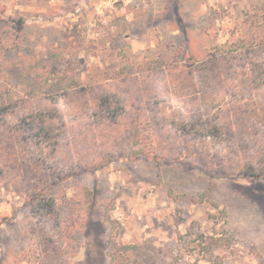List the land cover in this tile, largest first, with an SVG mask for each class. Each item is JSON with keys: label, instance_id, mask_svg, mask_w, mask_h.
<instances>
[{"label": "rangeland", "instance_id": "1", "mask_svg": "<svg viewBox=\"0 0 264 264\" xmlns=\"http://www.w3.org/2000/svg\"><path fill=\"white\" fill-rule=\"evenodd\" d=\"M0 109V264H264V0H0Z\"/></svg>", "mask_w": 264, "mask_h": 264}, {"label": "trees", "instance_id": "2", "mask_svg": "<svg viewBox=\"0 0 264 264\" xmlns=\"http://www.w3.org/2000/svg\"><path fill=\"white\" fill-rule=\"evenodd\" d=\"M21 24V22H20ZM107 110L109 111H112L114 113H116V110L115 108L111 109V105L109 104L108 107H107ZM4 110L3 109H0V115L3 116L4 115ZM26 125H28V123H26ZM35 133H31L33 136L37 137V138H41L43 142L44 139H49L50 137V132L49 130L44 126V125H39L38 128L34 131ZM196 134H199V133H196ZM135 144H137V140H135ZM53 203V201H50L49 198H45V196H40L37 201L35 202V205H34V215H38V213L40 211H42L43 209L47 208V206H49V204ZM54 213L56 215V218L58 220L57 222V226L58 228L60 227V218H59V213L54 210ZM55 218V219H56ZM126 249L127 247L122 245V246H116V249L114 251V260H115V264H125L124 262V255L126 253Z\"/></svg>", "mask_w": 264, "mask_h": 264}]
</instances>
